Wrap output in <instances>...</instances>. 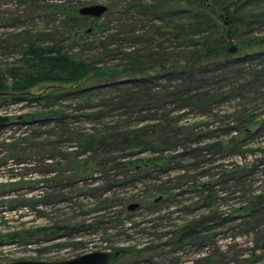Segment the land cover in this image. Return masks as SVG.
<instances>
[{
	"label": "rangeland",
	"instance_id": "rangeland-1",
	"mask_svg": "<svg viewBox=\"0 0 264 264\" xmlns=\"http://www.w3.org/2000/svg\"><path fill=\"white\" fill-rule=\"evenodd\" d=\"M136 2L0 0V68L19 58L4 49L7 38L27 31L43 44L60 27L72 55L122 74L138 60L130 37L150 29L153 13L76 22L66 7ZM254 2L242 0L243 12L249 37H262L264 4ZM121 15L127 31H106ZM254 70L263 73L264 64L205 67L197 78L218 95L207 106L180 97L158 74L123 97L101 90L94 74L38 85L21 101L0 91V116L9 117L0 125V263L101 251L117 254L112 264H264V79ZM128 77L118 82L128 88ZM80 89L96 93L83 97ZM207 92L197 89L195 100ZM49 94L55 100L44 99ZM125 135L129 145L121 144ZM104 138L110 143L93 153Z\"/></svg>",
	"mask_w": 264,
	"mask_h": 264
},
{
	"label": "trees",
	"instance_id": "trees-1",
	"mask_svg": "<svg viewBox=\"0 0 264 264\" xmlns=\"http://www.w3.org/2000/svg\"><path fill=\"white\" fill-rule=\"evenodd\" d=\"M254 3L264 4V0H255ZM66 8L67 15L72 21L84 20L86 22L89 19L95 21L90 17L80 15L79 10L82 6ZM243 8L242 0H156L155 4L137 0L136 3L130 5L111 4L107 13L128 14L133 11L141 14L151 11L155 21L147 32L133 38L130 37L133 46L137 48L133 54H136L138 60L141 58V63L137 60L134 67L124 68L121 71L122 74L107 71L108 69L104 67L99 68L92 64L91 60L79 54L78 58L72 55L59 41L60 27L56 28L54 38L45 39L47 42L43 44H38L37 37L31 32L26 31L15 37L11 36L7 38L9 45L4 49L10 48L19 58L11 67L0 68V91L10 93L11 98L21 101L29 99L30 96L24 93L38 85L45 83L77 84L94 74L100 79L101 90L123 97L125 93L130 95L137 92L139 88L143 89L144 83H148L147 76L154 78L158 74L157 77H162L170 84L173 83L170 87L180 97L185 94L188 95V99L195 101L193 103L196 106H207L215 102L218 95L213 93L214 87L207 85L205 79L197 78L204 72L205 67L223 68L242 65L245 70L264 64V36L249 37L252 30H249L248 25L251 23L246 21ZM58 9L62 11V6ZM126 16L121 15L119 26L106 27L105 30L114 31L113 34L118 29L127 31L130 20ZM139 21L137 19L135 27L129 29L133 35L137 28L141 29V25L139 27L137 25ZM259 24L261 25L262 21ZM113 34L111 37H114ZM240 35L242 39L240 38V44L237 45L238 51L231 54L229 49L233 46L232 40ZM101 43L104 44V42ZM167 43L170 45L169 48L174 50L173 52H169ZM106 47L107 43L100 46L102 55ZM92 58L97 59L96 56ZM157 69L163 73H157ZM128 75H133L134 78L125 83L126 85L131 84V88L123 87V84L118 82V78L122 77L132 79ZM253 75L264 79V71L260 73L259 70L257 73L254 70ZM197 81L200 84L194 85ZM197 89L208 92L202 93V98L199 97L196 101L194 92H197ZM78 91L79 95L82 94L83 97L89 98L96 93L95 90L80 89ZM130 97L135 98L136 95ZM44 99L55 100L51 94ZM184 100L187 99L184 98ZM28 121H33V119L24 117V122L28 123ZM123 139L121 144L129 145L133 141L127 135ZM109 143V140L104 138L98 148L91 147L90 149H94L93 153H97Z\"/></svg>",
	"mask_w": 264,
	"mask_h": 264
},
{
	"label": "water",
	"instance_id": "water-1",
	"mask_svg": "<svg viewBox=\"0 0 264 264\" xmlns=\"http://www.w3.org/2000/svg\"><path fill=\"white\" fill-rule=\"evenodd\" d=\"M109 11L107 5H88L80 8L79 13L82 16L90 17L94 19H101ZM238 51L237 46H231L229 49L230 53ZM9 121L8 116H0V125ZM137 205L130 206V209H134ZM117 257L115 252H101L93 251L90 253L83 254L78 257H74L62 261H43V260H25L18 259L9 263L0 264H112Z\"/></svg>",
	"mask_w": 264,
	"mask_h": 264
}]
</instances>
